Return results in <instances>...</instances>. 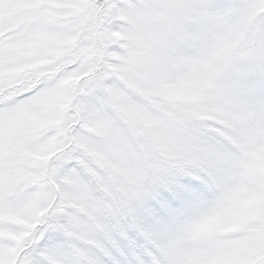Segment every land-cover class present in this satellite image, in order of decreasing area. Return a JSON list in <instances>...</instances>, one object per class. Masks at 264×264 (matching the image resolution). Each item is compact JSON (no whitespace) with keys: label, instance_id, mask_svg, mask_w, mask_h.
<instances>
[{"label":"snow or ice","instance_id":"6c2138e0","mask_svg":"<svg viewBox=\"0 0 264 264\" xmlns=\"http://www.w3.org/2000/svg\"><path fill=\"white\" fill-rule=\"evenodd\" d=\"M0 264H264V0H0Z\"/></svg>","mask_w":264,"mask_h":264}]
</instances>
